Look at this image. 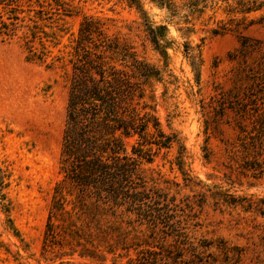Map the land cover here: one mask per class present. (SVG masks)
Instances as JSON below:
<instances>
[{"label": "rangeland", "instance_id": "374dc122", "mask_svg": "<svg viewBox=\"0 0 264 264\" xmlns=\"http://www.w3.org/2000/svg\"><path fill=\"white\" fill-rule=\"evenodd\" d=\"M64 1L70 11L58 15L63 31L49 47L62 59L53 65L28 60L16 36L0 40V264H264V218L217 205L212 196L228 190L261 197L264 180L241 173L220 140L203 132L211 98L231 87L244 58L242 41L250 47L248 63L264 52V10L248 15L255 22L244 28L237 26L242 15L226 14L222 4L203 8L200 0H174L173 10L151 0H140L143 10L130 0ZM18 4L26 7L25 0ZM84 16L159 71L144 82V98L126 105L147 112L144 119L174 140L158 148L138 135L124 137L130 159L121 161L133 172L110 173L112 196L81 188L65 173L70 51ZM158 25L168 29L167 58L150 40ZM116 64L143 81L130 63ZM223 131L225 138L233 134ZM157 138L149 124L146 139ZM56 191L65 197L63 212L50 218Z\"/></svg>", "mask_w": 264, "mask_h": 264}, {"label": "trees", "instance_id": "16d2710c", "mask_svg": "<svg viewBox=\"0 0 264 264\" xmlns=\"http://www.w3.org/2000/svg\"><path fill=\"white\" fill-rule=\"evenodd\" d=\"M5 1L0 0V5H3L0 8V40L18 37L27 51L28 60L46 62L49 59V65L61 60V56L51 55L49 47L59 44L58 33L63 29L57 24L58 15L69 13L68 3L64 0H25L24 7L18 4L23 0ZM130 2L143 10L140 0ZM151 2L168 10L175 7L174 0ZM200 2L203 8L222 4L226 14L242 15L237 26L244 28L255 22L254 19H248V15L264 10V0ZM3 7L9 8L7 13L3 12ZM260 18H264V15ZM149 30L152 44L163 58H167V27L158 25ZM213 32L217 34L220 31ZM75 43L70 51L73 77L63 148L64 161L70 167L65 173L81 188L92 186L96 194L102 195L104 192L112 196L113 180L116 179L114 175L123 177L133 172L130 164L121 161L130 159L124 137L138 135L144 144L158 148H170L174 142L171 136L160 129L157 121L144 119L147 112L140 116L126 105L135 97L144 98V82L159 78V71L138 60L118 41L106 37L99 22L88 16H84L80 22ZM246 43H241L244 58L235 70L231 87L215 94L210 100V115L203 120V132L208 134L210 130L220 140L228 161L237 165L241 173H250L251 177L264 180V52L257 60L248 63L246 55L250 47ZM118 60L130 63L133 74L143 81H133L131 78L134 75L128 77L117 68ZM146 106L144 103L142 108ZM149 124H152L159 137L152 141L146 139ZM223 126L232 130V136L222 137ZM206 156L203 155L205 159ZM108 159H113V164H108ZM56 193L50 218L63 212L65 197L61 192ZM212 196H217V205L240 207L244 212L264 218V196H235L228 190H219ZM3 206L4 211L9 213V206ZM7 216V222L12 225Z\"/></svg>", "mask_w": 264, "mask_h": 264}]
</instances>
